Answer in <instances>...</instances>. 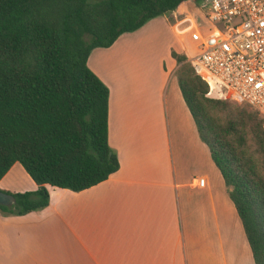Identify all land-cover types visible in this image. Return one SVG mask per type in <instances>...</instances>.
<instances>
[{
	"label": "crops",
	"instance_id": "1",
	"mask_svg": "<svg viewBox=\"0 0 264 264\" xmlns=\"http://www.w3.org/2000/svg\"><path fill=\"white\" fill-rule=\"evenodd\" d=\"M148 24L86 61L108 90L107 143L117 171L76 193L45 186L42 210L0 213V264H253L177 87L170 53L181 43L175 36L180 47L168 48L166 68L149 54ZM35 189L17 163L0 179V191Z\"/></svg>",
	"mask_w": 264,
	"mask_h": 264
},
{
	"label": "trees",
	"instance_id": "2",
	"mask_svg": "<svg viewBox=\"0 0 264 264\" xmlns=\"http://www.w3.org/2000/svg\"><path fill=\"white\" fill-rule=\"evenodd\" d=\"M186 0H0V179L17 163L34 191L9 193L4 216L48 204L45 186L80 192L118 169L107 143L108 90L87 68L93 49L109 48ZM197 4L199 0H192ZM181 99L220 175L241 224L253 264H264V132L248 152L244 116L224 125L212 111L227 102L207 87L187 58L170 53ZM245 123V121H244Z\"/></svg>",
	"mask_w": 264,
	"mask_h": 264
},
{
	"label": "built area",
	"instance_id": "3",
	"mask_svg": "<svg viewBox=\"0 0 264 264\" xmlns=\"http://www.w3.org/2000/svg\"><path fill=\"white\" fill-rule=\"evenodd\" d=\"M170 15L205 97L246 107L264 126V0H186Z\"/></svg>",
	"mask_w": 264,
	"mask_h": 264
},
{
	"label": "rangeland",
	"instance_id": "4",
	"mask_svg": "<svg viewBox=\"0 0 264 264\" xmlns=\"http://www.w3.org/2000/svg\"><path fill=\"white\" fill-rule=\"evenodd\" d=\"M149 21L150 24H148L145 30L149 54L150 56L154 55L155 59H157L159 63L163 62L165 67L167 68L169 66L170 60L167 51L168 48L173 46L180 47V44L178 43L176 37L170 30L174 22L176 21V17H173L172 15H165L156 17ZM175 54L187 58L189 55V50L185 49V47H182L181 45L180 50H178V53ZM174 76H176L175 73ZM227 106L228 107L226 111L213 110L212 119L217 124L224 125L229 119H231L232 116L243 115L245 123L243 121L242 127L237 131H244L248 152L256 151L257 149L253 140V135L258 131L264 132L262 120L255 112L246 107L236 106L230 103H227Z\"/></svg>",
	"mask_w": 264,
	"mask_h": 264
},
{
	"label": "water",
	"instance_id": "5",
	"mask_svg": "<svg viewBox=\"0 0 264 264\" xmlns=\"http://www.w3.org/2000/svg\"><path fill=\"white\" fill-rule=\"evenodd\" d=\"M14 204V199L12 196L0 192V206L11 207Z\"/></svg>",
	"mask_w": 264,
	"mask_h": 264
}]
</instances>
